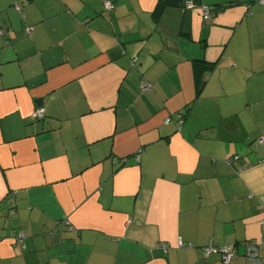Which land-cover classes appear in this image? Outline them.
<instances>
[{
	"label": "crops",
	"instance_id": "crops-1",
	"mask_svg": "<svg viewBox=\"0 0 264 264\" xmlns=\"http://www.w3.org/2000/svg\"><path fill=\"white\" fill-rule=\"evenodd\" d=\"M0 31V264H223L210 244L246 264L264 237V5L0 0Z\"/></svg>",
	"mask_w": 264,
	"mask_h": 264
},
{
	"label": "built area",
	"instance_id": "built-area-1",
	"mask_svg": "<svg viewBox=\"0 0 264 264\" xmlns=\"http://www.w3.org/2000/svg\"><path fill=\"white\" fill-rule=\"evenodd\" d=\"M258 2L261 5H264V0H258ZM105 8L107 10H113L115 8V5L110 2L106 1L105 2ZM187 8H194L193 3H188L186 4ZM202 13H203V20L205 22H210L212 19V14L210 11L209 7H202ZM3 32L0 31V35H2ZM149 88V85L145 82L141 84V89L143 91H147ZM45 113L46 109L44 106H38L35 111L32 113L31 118L33 121H40L45 118ZM259 145L264 146V138L260 139L258 141ZM140 157V154L138 155ZM235 160H239L238 157H235ZM243 170V169H242ZM261 226L264 230V221H261ZM244 245L246 246V264H264V237L260 241H248L245 242ZM178 247L180 249H186V248H193V245L191 244H186L182 239L179 240L178 242ZM159 248L163 249L164 251H168L169 246L167 245H161ZM205 255L208 257L211 254H221L222 256V262L223 264H231L232 259L236 253V245H226V246H221L217 247L214 246L213 244H210L206 247L203 248Z\"/></svg>",
	"mask_w": 264,
	"mask_h": 264
},
{
	"label": "trees",
	"instance_id": "trees-1",
	"mask_svg": "<svg viewBox=\"0 0 264 264\" xmlns=\"http://www.w3.org/2000/svg\"><path fill=\"white\" fill-rule=\"evenodd\" d=\"M256 1L258 2V0H256ZM192 3H193V2H192ZM113 4H114V3H113ZM185 4H188V3L186 2ZM258 4L261 5L259 2H258ZM114 5H115V4H114ZM193 5H194V8H195V7H199V8H200V11H201V13H202V10H201V9H202V7H204V6H201V7H200V6L197 5L196 3H193ZM104 9L107 10V9L105 8V5H104ZM221 10H222V9H221ZM109 11H111V10H109ZM210 11H211V9H210ZM218 11H219V8H218ZM212 16H213V15H212ZM202 17H203V13H202ZM203 21H204V20H203ZM204 22H205V21H204ZM205 23H207V22H205ZM208 23H211V21L208 22ZM138 61H139V62H138ZM131 62H132V65H133V66L137 67V64H138V63L140 64V59H139V57L137 56L136 58L132 59ZM136 63H137V64H136ZM143 82H145V83H147V84L149 85V88L147 89L146 92L150 91V90L152 89L151 84H150L149 82H147L146 80H143V81L141 82V84H142ZM140 88H141V86H140ZM141 90H142V89H141ZM142 91H143V90H142ZM189 112H190V111L186 109V113H185V114H184L183 112L180 113L179 119L176 121V122L179 123V126L183 124V122H184L185 119H186V116L189 115ZM262 138H264V137L258 138V139L256 140V144H255V146H254V150H257V151H258V149H259L260 147H264V146H262V145H259L258 142H257V141H259V140L262 139ZM235 157H238L239 160H235ZM241 161H242V158H241L240 156H234L233 158L229 159V163H230L231 165L234 166V170H235V173H236L237 175H240V174L245 170V168L248 169V167H249V165H245V166H235V165H234V164H236V163H240ZM260 163H261V164L264 163V158L261 160ZM242 169H243V170H242ZM249 197L252 198L251 195H250ZM260 209L263 210V207H260ZM262 220L264 221V217H263ZM186 249H189V248H186ZM191 249H192V248H191ZM263 252H264V251H263Z\"/></svg>",
	"mask_w": 264,
	"mask_h": 264
}]
</instances>
